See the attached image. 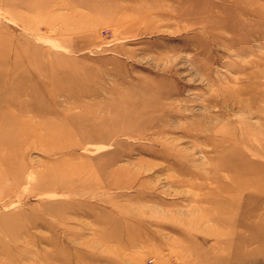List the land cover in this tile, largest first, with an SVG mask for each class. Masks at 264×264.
<instances>
[{
	"label": "rangeland",
	"instance_id": "obj_1",
	"mask_svg": "<svg viewBox=\"0 0 264 264\" xmlns=\"http://www.w3.org/2000/svg\"><path fill=\"white\" fill-rule=\"evenodd\" d=\"M0 264H264V0H0Z\"/></svg>",
	"mask_w": 264,
	"mask_h": 264
}]
</instances>
